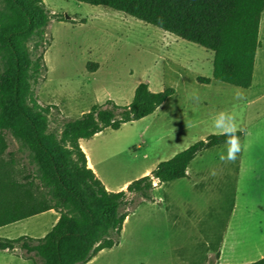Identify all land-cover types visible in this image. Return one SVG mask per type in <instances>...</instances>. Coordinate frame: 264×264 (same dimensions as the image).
<instances>
[{"label": "rangeland", "instance_id": "obj_1", "mask_svg": "<svg viewBox=\"0 0 264 264\" xmlns=\"http://www.w3.org/2000/svg\"><path fill=\"white\" fill-rule=\"evenodd\" d=\"M44 2L53 15L46 35L48 72L27 78L24 103L32 107L36 99L41 106L50 108L49 138L61 142L64 122L80 118L95 105L109 100L131 104L142 83H149L153 92L169 88L177 91L158 113L118 131L107 129L95 139H86L85 146L107 185L125 177L134 178L145 164L168 161L211 135L227 132L214 127V121L189 129L201 119L219 113L236 98L235 86L215 80L209 85L199 82V77L213 79L211 51L103 6L75 0ZM20 24V16L0 0V30ZM260 41L257 85L264 81V13ZM18 43L25 57L32 60L36 38H21ZM90 63L98 64L96 71L89 70ZM10 70V53L0 38V76ZM220 89H227L229 98L221 96ZM8 141V154H13L19 167L39 175L40 167L27 145L12 133ZM228 150L229 147L198 161L212 171L209 190L195 191L187 180H182L159 193L166 197V203L145 206L140 197H135L129 205L131 217L124 227L121 246L106 251L94 264H203L211 244L216 245L225 233L234 209L236 160L226 159ZM248 166L249 183L241 195L239 222L235 224L243 233L230 240L242 258L250 255L248 251L257 242L251 237V226L257 230L264 221V185L256 181L260 176L262 185L264 161L250 157ZM53 219L46 215L2 227L0 238L18 239L25 233L45 237ZM23 260L0 253V264H30Z\"/></svg>", "mask_w": 264, "mask_h": 264}, {"label": "trees", "instance_id": "obj_2", "mask_svg": "<svg viewBox=\"0 0 264 264\" xmlns=\"http://www.w3.org/2000/svg\"><path fill=\"white\" fill-rule=\"evenodd\" d=\"M4 1L20 16L21 24L0 30L11 57L10 72L0 76V228L52 210L61 217L43 238H0V250L25 253L34 264H88L102 251L119 246L135 197L153 201L156 182L187 178L197 156L227 144L228 136L211 135L161 162L151 175L132 182L127 190L109 191L89 167L80 141L154 115L177 91L153 92L149 83H142L131 104L109 100L95 105L80 118L64 122L61 142L49 138L50 108L36 99L27 107L24 87L29 76L48 72L46 35L53 15L44 0ZM75 1L124 13L211 51L213 79L199 77L202 84L215 80L242 89L254 84L264 0ZM32 36L38 44L29 60L18 40ZM97 67V63L88 65L92 72ZM9 133L32 152L39 175L21 169L13 154H8ZM235 134L239 139L244 136L243 131ZM247 264H264V258Z\"/></svg>", "mask_w": 264, "mask_h": 264}, {"label": "crops", "instance_id": "obj_3", "mask_svg": "<svg viewBox=\"0 0 264 264\" xmlns=\"http://www.w3.org/2000/svg\"><path fill=\"white\" fill-rule=\"evenodd\" d=\"M261 28H262V21H261ZM260 33H261V29H260ZM255 74H256V71H255ZM219 91H220L219 94L221 96H225V99L229 98V96L231 95L227 92L228 91L227 89H220ZM234 91H236V98L231 99L228 106H223L219 110V113L225 112L233 118V123L236 127V131L244 132V136L239 139L241 151L237 153V158L235 159L236 167L235 165H233L234 166L233 169H235V175H236L234 209L231 214L229 225L225 233L223 234L220 241L216 245L212 246L211 244V246L209 247V251L206 254V258L204 259L205 262L203 264H247V263H252V262H255V261H258L264 258V221L259 223V226L257 227L258 231L255 230L253 226H251V237L256 238L257 242L248 251V253H250L248 257L242 258V256H239L241 251L238 249V247H236L237 245H235L234 247L233 244H231L230 242L232 237H240L239 235L242 236V233H243L241 230V227L240 228L235 227V224L239 222L238 213H239V203L241 201V195H243L244 193V187L246 186L247 182L249 183L248 181L249 158L252 157L253 161L255 160H257L258 162L264 161V81L257 85V81L254 77V84L250 89L238 88L237 90H234ZM164 105L161 106L158 111L162 110ZM158 111L156 113H158ZM217 114L218 113L214 115H210L208 118L206 117L205 119L204 118L201 119L197 124L189 126L190 127L189 129H192L195 125L198 126V125H202L205 123L211 124V122L215 120V117L217 116ZM177 133H180V131H178ZM99 134H97L96 136H98ZM91 139H95V138L93 137ZM85 141L86 139H82L80 141V145L85 151V153L87 154L88 165L91 169L94 170L97 176L100 179H102L100 176L99 170L97 168V165L94 163L88 149L85 146ZM228 147H229V144L227 143L223 146L202 152L190 164L189 169H188V177L177 180V181L187 180L190 184L189 187L198 192L209 190L211 187L210 181H211V178L213 177L212 171L210 169H206L201 164L199 165L198 161L200 159H204L205 157H207V155H210L211 153L223 151L224 149H227ZM160 163L161 162H158L152 165L145 164L143 167H140V171L138 175H136V177L134 178L125 177L123 181L111 182V185H107L104 180L102 181L109 191L120 192L122 190H127L129 185L135 180L151 175L152 172L158 167ZM127 171L131 173L132 169L127 170ZM257 172L259 173V170ZM256 181L260 186L263 187L264 179L262 181V185L260 183V176H257ZM174 182L165 183L161 185H159V183L156 182L155 184L157 185V187L155 189L154 200L149 201V200L142 199V205H145V206L155 205L158 202H160L161 204L164 202L166 203L167 202L166 197L161 196L159 193L163 191L168 185ZM46 215H51L54 218L52 227H51L53 229V227L60 220L61 214L59 212L52 210V211L46 212L41 215H37L32 218L43 217ZM130 217L131 215L129 216V218ZM129 218L127 219L125 225L127 224ZM155 223H158V221H156ZM50 231H45L43 236H46ZM25 236H28V233H25ZM34 238H43V237H34ZM120 246H121V242L119 246L117 247H120ZM261 247L263 248L259 249ZM108 250H112V249H108ZM108 250L102 251L88 264H94L95 261H97V259H99ZM0 253L1 255H7L13 258L17 257V259L22 258L24 259L23 261L25 262L27 261L30 264H33L32 262L33 260H30L29 258L23 256L22 252L20 251L11 252L8 250H0Z\"/></svg>", "mask_w": 264, "mask_h": 264}, {"label": "clouds", "instance_id": "obj_4", "mask_svg": "<svg viewBox=\"0 0 264 264\" xmlns=\"http://www.w3.org/2000/svg\"><path fill=\"white\" fill-rule=\"evenodd\" d=\"M214 127L227 130L226 135L228 136L227 143L229 144V150L226 159L235 160L237 153L241 151V146L239 137L235 134L236 127L233 123V118L225 112H220L215 117Z\"/></svg>", "mask_w": 264, "mask_h": 264}]
</instances>
